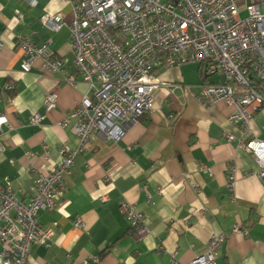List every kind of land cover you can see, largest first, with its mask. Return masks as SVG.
Instances as JSON below:
<instances>
[{
    "label": "crops",
    "instance_id": "0c3cea01",
    "mask_svg": "<svg viewBox=\"0 0 264 264\" xmlns=\"http://www.w3.org/2000/svg\"><path fill=\"white\" fill-rule=\"evenodd\" d=\"M35 1L30 8L23 0H0V115L9 124L0 133V185L7 181L22 202L30 196L35 171L60 163L63 144L78 149L75 119L61 123L88 93L73 67L68 28L52 32L39 20L61 14L69 23L75 0ZM17 36H28L36 46L51 40V49L66 59L61 74L42 71L40 61L22 72L25 54ZM68 76L73 84L64 80ZM155 76L160 85L149 117L127 124L118 141L94 138L75 154L59 207L37 216L41 227L57 221L52 241L48 247L33 245L27 264H95V259L97 264H171L172 255L187 264L205 251L212 235L222 234L215 264H264V173L259 175L262 168L240 146L250 137L264 142V108L244 133L228 121L231 107L204 106L196 99L205 81L198 64L158 69ZM207 82L219 80L210 76ZM47 93L57 94L56 106L39 125H30V117L43 111ZM123 202L144 216L147 233L141 240L128 231ZM77 219L80 228L74 226ZM236 225L248 234H233Z\"/></svg>",
    "mask_w": 264,
    "mask_h": 264
},
{
    "label": "built area",
    "instance_id": "2783aa9c",
    "mask_svg": "<svg viewBox=\"0 0 264 264\" xmlns=\"http://www.w3.org/2000/svg\"><path fill=\"white\" fill-rule=\"evenodd\" d=\"M28 7L35 0H23ZM239 0H75L72 19L61 14L42 15L40 23L52 32L67 27L73 52V67L88 93L67 113L61 126L75 119L72 127L79 147L63 144L60 163L52 170L35 171V180L26 202L16 199L9 183L0 185V264H27L33 245L48 247L58 227L57 221L41 227L39 212L55 211L65 191L64 179L70 174L76 153L94 138L118 141L124 127L153 112L154 93L160 82L158 69L198 64L205 81L196 99L204 106L222 102L232 108L228 121L245 133L264 108V0L245 5V16L237 9ZM18 20L21 15L15 11ZM51 40L36 46L28 36H17L16 45L25 54L21 64L30 72L36 61L49 74H61L66 62L50 47ZM1 47V44H0ZM216 76L218 83L207 82ZM73 84V77H65ZM12 90L13 86H6ZM57 94L47 93L42 112L34 113L29 124L37 126L56 106ZM172 120L173 117L170 116ZM9 128L0 115V133ZM229 141L230 137L226 136ZM252 154L264 173V142L255 137L240 144ZM4 150L0 142V153ZM235 169H230L228 189L234 185ZM106 181H109L106 178ZM100 200L105 202L106 197ZM122 215L128 231L141 240L147 233L144 216L134 205L123 202ZM77 228L82 222L77 219ZM233 234L247 235L248 228L236 225ZM225 235H212L205 251L187 264H215ZM171 264L179 263L172 255ZM97 264V259L94 260ZM80 264H89L84 260Z\"/></svg>",
    "mask_w": 264,
    "mask_h": 264
},
{
    "label": "rangeland",
    "instance_id": "374dc122",
    "mask_svg": "<svg viewBox=\"0 0 264 264\" xmlns=\"http://www.w3.org/2000/svg\"><path fill=\"white\" fill-rule=\"evenodd\" d=\"M236 4H237V9L239 11V15L241 17H244L245 16V12H244L245 2L243 0H240Z\"/></svg>",
    "mask_w": 264,
    "mask_h": 264
}]
</instances>
